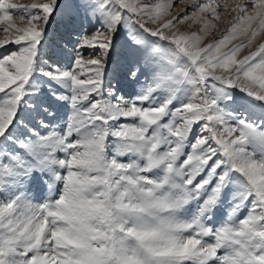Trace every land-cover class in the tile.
<instances>
[{"label": "snow or ice", "instance_id": "6c2138e0", "mask_svg": "<svg viewBox=\"0 0 264 264\" xmlns=\"http://www.w3.org/2000/svg\"><path fill=\"white\" fill-rule=\"evenodd\" d=\"M0 33V264H264V0H0Z\"/></svg>", "mask_w": 264, "mask_h": 264}, {"label": "rangeland", "instance_id": "374dc122", "mask_svg": "<svg viewBox=\"0 0 264 264\" xmlns=\"http://www.w3.org/2000/svg\"><path fill=\"white\" fill-rule=\"evenodd\" d=\"M12 2L18 3V4H25V5H27V4L36 2V0H12ZM0 38H3V34L2 33H0ZM69 47H70V45H69Z\"/></svg>", "mask_w": 264, "mask_h": 264}]
</instances>
